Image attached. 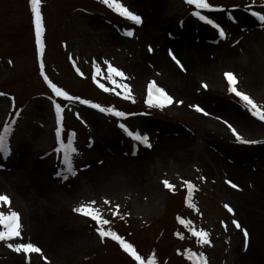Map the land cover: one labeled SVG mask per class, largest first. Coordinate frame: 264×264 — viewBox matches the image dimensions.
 I'll use <instances>...</instances> for the list:
<instances>
[{
    "label": "rangeland",
    "instance_id": "obj_1",
    "mask_svg": "<svg viewBox=\"0 0 264 264\" xmlns=\"http://www.w3.org/2000/svg\"><path fill=\"white\" fill-rule=\"evenodd\" d=\"M121 3L142 16L140 25L101 0H42L41 54L28 0H0V93L5 94L0 96V132L6 124L11 125L9 152L0 154V193L8 194L12 210L20 213L22 241L35 242L42 249L53 241L68 243L60 254L45 253L47 264H137L119 242L100 238L96 221L74 211L81 204L95 201L92 207L109 221L105 229L131 243L144 264H193L192 253H203L207 264H264V123L252 117L239 98L228 91L224 77L225 72H232L238 89L264 106V62L255 68L253 84L238 78L224 62L228 51L242 47L244 37L253 32L264 35V23L252 15L253 11L264 13V0H209L214 8L225 9L206 13L226 30L223 40L214 28L192 15L195 9L185 0ZM147 22H151L154 38L145 35L147 24L141 28ZM129 30L134 33L131 37L125 35ZM157 57L168 70L156 66ZM105 61L125 73L123 82L131 86V99L117 95L119 88L106 92L98 86L99 82L114 87L104 78L108 75ZM41 62L49 80L70 95L127 115L115 117L56 97L41 75ZM140 65L146 73L137 86L131 80V68ZM197 65L210 66V73H196ZM150 81L163 87L174 101L183 103L164 109L153 107L145 114L114 99L145 103ZM202 83L207 88H202ZM55 103L62 108L59 127L63 143L56 136ZM192 104L200 105L210 115L196 112L189 107ZM225 120L245 139L260 143L240 144ZM243 123L247 124L245 128ZM121 124L149 135L152 147L134 142ZM60 148L68 150L76 175L65 169ZM206 151L214 162L208 160ZM19 169L20 173H15ZM95 170H121L125 174L113 185L88 190L87 174ZM12 173L20 187L31 188L36 181L45 195L55 200V207L46 202L45 206L57 214L55 219L61 223L57 228L34 220L31 230L27 215L32 207L19 194L18 185L6 177ZM131 176L143 178V186L130 182ZM164 180L174 188H166ZM186 180L195 185L191 200L195 209L185 196ZM228 180L238 189L226 183ZM73 189L78 190L69 195ZM225 204L232 207V213ZM233 219L248 232L247 244L243 232L232 224ZM181 220L207 231L209 243H198ZM0 264L45 262L35 255L26 259L0 242Z\"/></svg>",
    "mask_w": 264,
    "mask_h": 264
},
{
    "label": "snow or ice",
    "instance_id": "obj_2",
    "mask_svg": "<svg viewBox=\"0 0 264 264\" xmlns=\"http://www.w3.org/2000/svg\"><path fill=\"white\" fill-rule=\"evenodd\" d=\"M30 10H31V16H32V22L34 24L35 28V42L37 46V50L39 53H43L44 50V44L42 40V36L44 33V23H43V17H42V11H41V3L42 0H28ZM101 3L106 5L108 8L115 11L117 14L122 16L123 18L133 22L136 25H140L142 23V16L140 14L135 13L134 11L130 10L127 6H125L123 3H121V0H101ZM185 3L189 6L194 7L195 11L192 12V15L196 17L199 21L204 22L208 25H210L212 28H214L217 31L218 36L221 40L225 39L227 36L226 30L215 21L214 18L208 16L206 13L211 12L213 10H220L224 11L225 9H216L214 6L209 3V0H185ZM252 15L256 17L259 22L264 23V13H261L259 11H253ZM229 19L232 20L233 17L229 16ZM133 32L131 30L127 31L125 35L128 37L133 36ZM149 52L152 51L151 46H149ZM169 55L172 57L174 61L179 65L180 61L176 58V56L170 51ZM71 59V58H70ZM11 63V61H9ZM105 64L107 65V72L108 75L104 77L107 79L114 87L108 88L103 83L98 82V86L102 88L104 91H115L116 88H119L120 91L117 92V95H122L125 99H131L133 96L131 86L127 83H124L123 81L127 79L125 73L121 71L118 67H114L111 63H108L105 61ZM75 67V63L73 65ZM181 68H183V65H180ZM40 70L41 75L44 77L45 82L48 84V87L51 89L52 93L56 97H62L67 101H78L79 103L83 105H87L93 109L98 110L101 113H108L110 115H114L115 117H125L127 114L115 110L111 107H104L99 103H93L87 99H81L80 97L72 96L68 92L62 90L60 87H58L55 83H53L51 80H49L48 76L44 74V64L41 62L40 64ZM77 72L80 73V69L76 68ZM83 75V73H80ZM114 77H119L120 79H114ZM224 77L228 84V91L232 94H234L237 98H239V101L243 103L246 110L250 115L260 122L264 123V106H261L257 104L253 98H251L246 92L239 90L237 87V77L232 72H225ZM95 79V77H94ZM202 88H207V84H201ZM147 97L145 100V103L149 108H158V109H164L167 106L175 104H182V100H175L173 96H171L163 87L158 86V84L155 81H150L147 84ZM5 95L4 93H0V96ZM55 110H56V123L58 125L56 129V136L59 143H63L60 140L61 136V128L59 127L61 124V112L62 108L59 103L54 104ZM189 107L193 108L196 112L202 113L205 116L210 115L203 107L197 104L189 105ZM217 119H220V117H217ZM224 124L227 125L228 129L232 132V135L234 136L235 140L243 145H254L257 143H260L259 141L253 140V139H245L238 130L233 127L232 124H230L228 121H223ZM120 128L123 130L124 133H126L134 142L138 144H142L146 148H151L152 144L150 142V137L147 134H141V133H135L131 131L128 127H126L124 124L120 125ZM11 131V125L6 124L4 127L3 132H0V154H7L9 152L8 149V142H7V136L9 132ZM58 151L64 153V162H65V169L71 174L76 175V170L71 165V159L68 155V150L66 148H60ZM72 152H75V149H72ZM67 179V176L64 177ZM201 180L204 179V177H200ZM233 189H238V185L233 183L231 180L226 181ZM163 184L168 189H173L174 185L169 183V181L164 180ZM184 184L187 185V199L189 201V206L192 208H196V205L191 202L192 200V194L195 190V185L191 181H184ZM105 203H109V201H105ZM95 204V201H91L85 204L79 205L77 208L74 209V211L81 213L85 216L90 217L92 220L96 221L98 227L97 232L101 239L111 237V239L119 242L121 248L134 259V261L137 262V264H144V261L142 260L141 256L137 254V251L133 248V245L131 243L126 242L121 236L116 234L115 232L111 230L104 229L102 225H107L109 223L108 220L102 219L99 210L96 208H93L92 205ZM117 208H119V205H116ZM224 207L228 210L229 213L233 212L232 207H230L228 204H225ZM0 208L7 209L6 211H0V242H5L6 246L9 249H12L16 253H22L25 255L26 259H30L33 255H35V258L38 260H43L45 264H47L48 257L44 253L42 247L37 246L35 242H23L22 241V222H21V216L20 213L12 210L11 208V198L6 193H0ZM198 210V209H197ZM113 215H116L114 212ZM183 224H186L189 226V231L192 232V235H194L197 238V242L200 244H208L209 243V233L203 229H195L190 227V222H186L181 220L180 221ZM223 223V221L221 222ZM232 224L235 225L237 229H240L243 232L245 244H247L248 239V232L242 228L241 224L233 219ZM13 241H20V242H13ZM191 259H193V264H207L206 259L204 258L203 253H192ZM149 264H152V261H149Z\"/></svg>",
    "mask_w": 264,
    "mask_h": 264
},
{
    "label": "bare ground",
    "instance_id": "obj_3",
    "mask_svg": "<svg viewBox=\"0 0 264 264\" xmlns=\"http://www.w3.org/2000/svg\"><path fill=\"white\" fill-rule=\"evenodd\" d=\"M150 24L151 22L150 23L147 22L143 24V27L141 28H144L146 26L144 30L145 35L147 34L146 36L154 38L150 34V31L152 29ZM164 28H166V26H164ZM259 34H256L253 32L247 38L244 37L241 41L242 47H239V49L237 48V50L234 49L233 51L232 50L228 51L227 56H225V61H224L226 64L229 65L228 67L230 69H234L233 72H235L238 78H240L241 80L244 79L245 81H248L251 84L254 83L255 68L260 65V62L261 64L262 62H264V40H263L264 35H262L261 33ZM175 45L178 47L179 43H176ZM177 49H180V48H177ZM189 56L193 58L192 55H189ZM155 64L159 68L168 70L167 65L165 64V62L162 60L161 57H157V59H155ZM209 68L211 67L210 66L203 67V66H198V65L195 66L196 73L204 74V75H208L210 73ZM168 72L171 75V71L169 70ZM131 73L133 74V75L131 74L132 82L135 85L140 86L142 84L143 78L146 73L145 68L141 65L139 67L131 68ZM246 126H247L246 123L242 124V128H245ZM206 155L210 162H214L209 157V154L207 151H206ZM15 173H20V169L16 171ZM123 174H125V172H122L121 170H113V171L95 170L92 172H88L87 174L88 175L87 183L89 184V186L87 185L88 190L89 189L99 190L104 185H113L117 183V181L122 180ZM6 177H8V180L11 181L15 186L18 185L17 183L19 180L15 178L14 173H12L10 176L7 175ZM11 178H15L16 180H13ZM129 181L132 182L136 186L142 187L144 179L141 177H137V176H133V177L131 176ZM32 185L33 186L31 188L29 187L28 189L24 188L23 186L20 187L19 185L16 187L21 197L27 203V206L32 207V208H29L30 209L29 215H27V219L29 221V224L31 225V230L32 231L34 230V226H33L34 220L35 222L44 220L48 224L56 225V228H57L58 224H61L60 222H57L55 219L57 214H55L56 215L55 216L53 212L54 211L53 208L51 207L47 208V206H45V202L48 205L52 204L54 206L56 204L54 203L55 200L51 201V199H49V197L45 195L46 191L42 190L40 183L36 181H32ZM77 190L78 189H73L72 191L68 193L69 195H72ZM79 190L83 192V187L82 188L80 187ZM67 245L68 243L66 242H63L62 244V243H59V241L57 243L53 241L43 246V251L44 253H47L48 255L52 256V253H54L55 251H59V254H60L62 251H64L65 248L67 249Z\"/></svg>",
    "mask_w": 264,
    "mask_h": 264
},
{
    "label": "trees",
    "instance_id": "obj_4",
    "mask_svg": "<svg viewBox=\"0 0 264 264\" xmlns=\"http://www.w3.org/2000/svg\"><path fill=\"white\" fill-rule=\"evenodd\" d=\"M129 108H135V109H133V110H136V109H143L144 107H143V105H135V106H130Z\"/></svg>",
    "mask_w": 264,
    "mask_h": 264
}]
</instances>
